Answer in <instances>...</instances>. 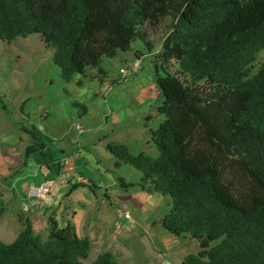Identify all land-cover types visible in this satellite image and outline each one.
Returning a JSON list of instances; mask_svg holds the SVG:
<instances>
[{"label":"trees","instance_id":"trees-1","mask_svg":"<svg viewBox=\"0 0 264 264\" xmlns=\"http://www.w3.org/2000/svg\"><path fill=\"white\" fill-rule=\"evenodd\" d=\"M165 16L171 28L151 59L162 96L163 118L148 127L158 154L106 148L116 166L141 171L125 186L169 195L167 231L198 239L181 264H264V65L250 74L264 48V0H0V41L39 33L70 80L87 67L105 73L103 55L128 49L145 36L140 26ZM54 215L45 237L21 216L15 238L0 240V264H84L90 238ZM90 264L117 260L104 251Z\"/></svg>","mask_w":264,"mask_h":264},{"label":"rangeland","instance_id":"rangeland-1","mask_svg":"<svg viewBox=\"0 0 264 264\" xmlns=\"http://www.w3.org/2000/svg\"><path fill=\"white\" fill-rule=\"evenodd\" d=\"M171 23V16L156 25L146 22L140 26L143 38L136 36L128 49L100 58L105 73L87 67L70 80L62 77L53 48L39 33L0 41L1 241L15 238L24 225L21 216L45 237L46 214L55 211L64 223L75 221L77 210L80 234L95 238L85 264L98 250L114 251L117 264H181L186 254L197 252L198 239L176 236L161 224L171 207L169 195L148 196L137 185L125 186L137 182L141 171L123 161L116 166L117 158L106 148L109 142L124 143L133 154L157 156L147 127L163 118L157 111L162 96L151 59ZM261 64L264 48L250 74ZM168 69L175 72L174 60ZM42 181H50L43 198L25 188L38 189Z\"/></svg>","mask_w":264,"mask_h":264},{"label":"crops","instance_id":"crops-1","mask_svg":"<svg viewBox=\"0 0 264 264\" xmlns=\"http://www.w3.org/2000/svg\"><path fill=\"white\" fill-rule=\"evenodd\" d=\"M105 71V70H104ZM148 128V127H147ZM43 182L44 181H42L38 186H40L41 184H43ZM32 187V188H31ZM25 188H31V191H33V192H35V190H36V188H35V186H33V185H30V186H25ZM34 188V189H33ZM143 192H146L147 193V195L149 196L151 193L150 192H147L146 190H142ZM142 192V193H143ZM26 197H28L29 199H30V204H31V201H32V198H31V196H29V195H27L26 194ZM132 203H135L137 206H139V207H141L142 205L139 203V202H131V204ZM85 206H87V205H85ZM78 211L77 210H74L73 211V215H72V217L75 219V221H73V223H74V225H75V228H76V232H77V234L79 235V236H83V235H81L80 234V232H79V228H78V221H77V217H78ZM44 217H46V216H44ZM131 217V216H130ZM32 225L34 226V224L32 223ZM46 227H47V222H46ZM133 227V226H132ZM131 228V227H130ZM86 236H89V238L92 240V241H94L95 240V238H94V236L93 235H86ZM116 249V248H115ZM103 251H101V250H98L97 252H96V257L100 254V253H102ZM113 253H115L114 251H112ZM121 252V251H120ZM90 253V252H89ZM89 255V254H88ZM95 257V258H96ZM94 258V259H95ZM93 259V260H94ZM83 263H84V260H83ZM85 264V263H84Z\"/></svg>","mask_w":264,"mask_h":264},{"label":"built area","instance_id":"built-area-1","mask_svg":"<svg viewBox=\"0 0 264 264\" xmlns=\"http://www.w3.org/2000/svg\"><path fill=\"white\" fill-rule=\"evenodd\" d=\"M136 62L139 63L138 61ZM76 127H78V125H76ZM49 184H50V181H47L46 183L41 184L40 187L36 189L35 194L43 198L45 194L49 191ZM124 217L128 218L129 214L125 213Z\"/></svg>","mask_w":264,"mask_h":264},{"label":"clouds","instance_id":"clouds-1","mask_svg":"<svg viewBox=\"0 0 264 264\" xmlns=\"http://www.w3.org/2000/svg\"><path fill=\"white\" fill-rule=\"evenodd\" d=\"M46 195V194H45ZM125 213H127V212H125ZM124 213V214H125ZM124 214H123V216H124ZM128 214V213H127ZM128 218H130V216L128 217ZM130 227H132V224L130 223V226H128L127 228H130Z\"/></svg>","mask_w":264,"mask_h":264}]
</instances>
